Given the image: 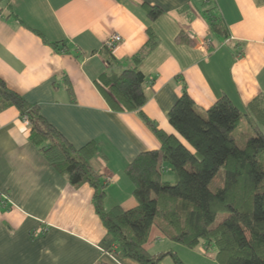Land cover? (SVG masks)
I'll use <instances>...</instances> for the list:
<instances>
[{
    "label": "crops",
    "instance_id": "1",
    "mask_svg": "<svg viewBox=\"0 0 264 264\" xmlns=\"http://www.w3.org/2000/svg\"><path fill=\"white\" fill-rule=\"evenodd\" d=\"M0 7V79L74 148L95 143L91 165L106 184L108 210L138 206L126 168L161 142L138 112L114 111L98 81L132 68L149 30L158 45L139 66L142 111L159 130L177 135L168 113L184 89L204 109L227 96L246 112L264 97V0H0ZM152 7L163 11L156 20ZM214 19L226 27V40L212 31ZM115 33L122 42L109 52L105 43ZM30 134L16 106L0 107V201L8 197L0 206V264H138L112 260L116 245L96 212L95 188L72 185ZM36 228L46 232L33 237ZM188 249L157 228L147 245L188 264H220L216 247L207 252L202 244L193 256ZM169 259L160 264H173Z\"/></svg>",
    "mask_w": 264,
    "mask_h": 264
},
{
    "label": "trees",
    "instance_id": "2",
    "mask_svg": "<svg viewBox=\"0 0 264 264\" xmlns=\"http://www.w3.org/2000/svg\"><path fill=\"white\" fill-rule=\"evenodd\" d=\"M162 13L157 7L149 10L152 20ZM210 25L215 34L229 37L222 21L214 19ZM149 35L132 57V68L120 74L103 73L98 81L114 111L138 112L161 142L159 150L139 154L126 168L136 208L106 209L105 184L91 165L95 143L74 148L1 79L0 107L16 106L27 117L32 142L72 185L88 183L95 188L96 212L122 257L138 264H160L167 257L174 264H188L174 251L147 250L157 228L170 241L190 249L203 244L209 252L216 247L212 256L220 264H264V97L251 100L246 112L227 96L204 109L184 89L168 113L177 135L159 130L142 111L147 102L146 77L139 66L158 45L151 30ZM167 169L173 181L163 179ZM217 177L221 185L214 183Z\"/></svg>",
    "mask_w": 264,
    "mask_h": 264
},
{
    "label": "built area",
    "instance_id": "3",
    "mask_svg": "<svg viewBox=\"0 0 264 264\" xmlns=\"http://www.w3.org/2000/svg\"><path fill=\"white\" fill-rule=\"evenodd\" d=\"M230 39H228L227 41H229ZM121 42H122V36L120 34H117V33L112 34V35L109 36L108 40L106 41L105 48L108 49L109 51H113ZM206 43L207 42H203V41L200 40V42L198 44L201 47H205ZM24 119H25L26 122H28V119H27L26 116L24 117ZM4 200L5 201L8 200V197L7 196H3L2 197V200L0 201V206H5L6 205V204H4L6 202H3ZM45 232H46V229L36 228V229L32 230L31 235L33 237H37L39 235H42ZM111 258H112V260L117 262V260H116V258L114 256L111 255Z\"/></svg>",
    "mask_w": 264,
    "mask_h": 264
},
{
    "label": "rangeland",
    "instance_id": "4",
    "mask_svg": "<svg viewBox=\"0 0 264 264\" xmlns=\"http://www.w3.org/2000/svg\"><path fill=\"white\" fill-rule=\"evenodd\" d=\"M208 43V42H207ZM165 174V180H167V174H169V173H164ZM99 175V174H98ZM100 176V175H99ZM101 177V176H100ZM163 179H164V177H163ZM216 185H221L222 184V182H221V177H217L216 178V180H215V182H214ZM105 184V183H104ZM105 187H106V184H105ZM213 187H214V185H213ZM105 192H106V190H105ZM189 250V252H190V254L193 256V253H192V251H191V249H188ZM206 253V252H205ZM118 255H120L119 253H116L115 252V248L114 249H112V256H114V257H117ZM178 255V257L183 261V262H185V263H187L186 261H184L182 258H181V256H180V254H177ZM121 256V255H120ZM169 260H172L171 258L169 259ZM167 262H170V261H167ZM173 262V261H172ZM163 264H165V263H163ZM174 264V263H173Z\"/></svg>",
    "mask_w": 264,
    "mask_h": 264
}]
</instances>
